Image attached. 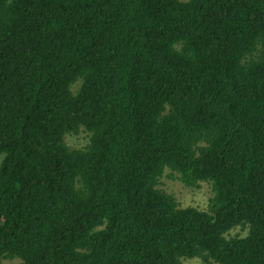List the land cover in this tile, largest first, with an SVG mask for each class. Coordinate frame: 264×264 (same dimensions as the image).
Returning a JSON list of instances; mask_svg holds the SVG:
<instances>
[{"label": "trees", "instance_id": "trees-1", "mask_svg": "<svg viewBox=\"0 0 264 264\" xmlns=\"http://www.w3.org/2000/svg\"><path fill=\"white\" fill-rule=\"evenodd\" d=\"M189 259L264 264V0H0V264Z\"/></svg>", "mask_w": 264, "mask_h": 264}, {"label": "rangeland", "instance_id": "rangeland-1", "mask_svg": "<svg viewBox=\"0 0 264 264\" xmlns=\"http://www.w3.org/2000/svg\"><path fill=\"white\" fill-rule=\"evenodd\" d=\"M67 142L71 146L80 147L85 142V135L81 133L79 136L68 137ZM161 183L160 187L167 193L172 194L181 207L193 206L204 210L207 206L208 198L211 196L210 187L205 183L200 184L198 188H190L184 186L177 178H168L166 175ZM238 229L234 230V234L239 232L240 229ZM1 264H6V262L3 261ZM182 264H199V260H183Z\"/></svg>", "mask_w": 264, "mask_h": 264}]
</instances>
